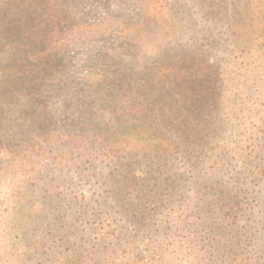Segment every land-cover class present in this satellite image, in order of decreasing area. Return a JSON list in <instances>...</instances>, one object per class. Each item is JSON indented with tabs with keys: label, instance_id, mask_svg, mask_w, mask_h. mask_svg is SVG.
<instances>
[{
	"label": "trees",
	"instance_id": "trees-1",
	"mask_svg": "<svg viewBox=\"0 0 264 264\" xmlns=\"http://www.w3.org/2000/svg\"><path fill=\"white\" fill-rule=\"evenodd\" d=\"M95 1L0 0V264H264V0Z\"/></svg>",
	"mask_w": 264,
	"mask_h": 264
},
{
	"label": "rangeland",
	"instance_id": "rangeland-1",
	"mask_svg": "<svg viewBox=\"0 0 264 264\" xmlns=\"http://www.w3.org/2000/svg\"><path fill=\"white\" fill-rule=\"evenodd\" d=\"M99 0H97V2L95 1V4H94V7H92L91 11L94 13V14H98V13H102V14H105V13H113V8L112 6L110 5V3L107 4V6H104L103 8H101V6H99ZM100 7V9H99ZM225 6L222 4L221 5V0H212V6L210 5H207L206 8L207 9H216L217 11H215L214 13H205V10L201 11L200 12V15L198 18H201L202 20H205V19H210V15L212 17H217V18H221L222 19V22L221 24H224L225 21L228 19V15L225 16L224 13L226 11H224L226 8H224ZM229 10H231V7H229ZM135 9H134V5H131V12L134 13ZM230 12V11H229ZM96 14V15H97ZM227 17V18H226ZM232 26L234 27L232 30H235V29H239V31L243 30L245 28V23L244 22H237V23H234L232 24ZM225 31L229 30L227 27H224ZM104 43L105 44H110L111 41H112V38L110 36H107V37H104ZM151 40H153V38L151 36L148 37V42L150 43ZM162 38L159 39V40H154V45L156 48H158V50H162V52L165 51L166 48H163L165 45H163L162 43ZM175 45V44H173ZM176 46V45H175ZM245 47V46H244ZM148 51L151 50V48H148L147 49ZM158 50L155 49V51H152L151 52H147V54L145 55V57H147L148 59H151V60H154L153 62L155 61H161L162 64L164 63V57L160 56V54L157 55V57L153 58L154 54H157V53H160ZM245 50H246V47H245ZM260 52H262V50L258 49ZM74 60H78V59H81L83 56H84V50L82 49H75L74 51ZM213 55L216 56L217 58H220V55H217V52H213ZM259 56L258 53H256V51L252 52L251 54V57L250 59H242V58H237L233 61V62H229V61H226L225 59V56L221 59H218L220 61L217 62V64H219V72L220 74L222 73L221 71L222 70H227L228 68L231 69V66L235 65L236 68L240 71L241 74L247 76V77H250V78H255V81H257L258 79H262L264 77V65L263 63H261V61H256V58ZM235 57V55L233 56ZM240 57V56H239ZM253 57V58H252ZM146 62L151 63L150 60H148ZM142 61V63L144 62V59H140ZM222 69V70H221ZM222 75V74H221ZM225 75V73L223 74ZM227 79V78H226ZM263 88H264V85H263ZM252 92H256L257 91V85L256 84H252V87L250 89ZM247 127L245 125V128L244 130L241 132L242 134V140L244 141L242 147H241V150L240 151H235L234 154H237V155H244V153H247L248 150L244 149L246 148L247 146H249V142L247 143V139L249 138L248 135H244L245 132H247ZM228 145H230V147L232 148V150L235 149V143L236 141H234L233 139L231 138H228L226 139ZM234 157V156H233ZM234 159V158H233ZM234 162V161H233ZM235 163H239L238 161H235ZM235 163H232V164H235ZM233 166V165H232ZM234 168V167H233ZM139 170H142L143 168L139 167L137 168ZM238 168H234V170H237ZM107 217V216H106ZM105 220H107L105 218ZM110 222V220H108L107 222H105V224H108Z\"/></svg>",
	"mask_w": 264,
	"mask_h": 264
}]
</instances>
